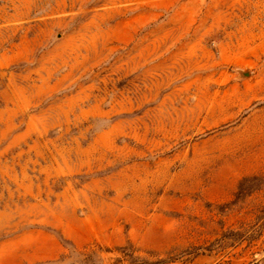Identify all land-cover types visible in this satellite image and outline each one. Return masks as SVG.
Instances as JSON below:
<instances>
[{
	"label": "rangeland",
	"instance_id": "374dc122",
	"mask_svg": "<svg viewBox=\"0 0 264 264\" xmlns=\"http://www.w3.org/2000/svg\"><path fill=\"white\" fill-rule=\"evenodd\" d=\"M0 264H264V0H0Z\"/></svg>",
	"mask_w": 264,
	"mask_h": 264
}]
</instances>
